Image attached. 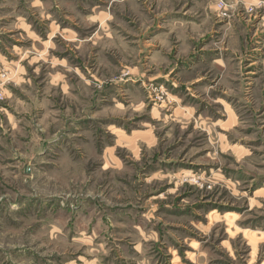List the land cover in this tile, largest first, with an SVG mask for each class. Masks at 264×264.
Segmentation results:
<instances>
[{"label":"rangeland","instance_id":"374dc122","mask_svg":"<svg viewBox=\"0 0 264 264\" xmlns=\"http://www.w3.org/2000/svg\"><path fill=\"white\" fill-rule=\"evenodd\" d=\"M0 264H264V0H0Z\"/></svg>","mask_w":264,"mask_h":264}]
</instances>
